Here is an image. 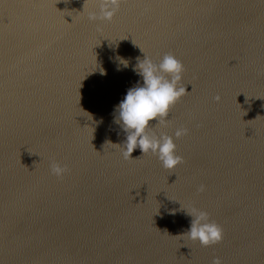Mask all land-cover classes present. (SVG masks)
Masks as SVG:
<instances>
[{"label":"water","instance_id":"95a60500","mask_svg":"<svg viewBox=\"0 0 264 264\" xmlns=\"http://www.w3.org/2000/svg\"><path fill=\"white\" fill-rule=\"evenodd\" d=\"M92 12L97 0H0V264H264V0ZM166 53L190 93L153 129L174 138V173L139 148L125 160L116 122L138 61ZM192 208L221 243L183 236Z\"/></svg>","mask_w":264,"mask_h":264},{"label":"clouds","instance_id":"9594fccd","mask_svg":"<svg viewBox=\"0 0 264 264\" xmlns=\"http://www.w3.org/2000/svg\"><path fill=\"white\" fill-rule=\"evenodd\" d=\"M126 0H97L99 12H92L88 19L92 22H111L118 13L122 3ZM99 30V28H98ZM134 43V42H133ZM142 51V49H141ZM143 52V51H142ZM183 63L173 53H166L158 62L144 55L136 66L138 75L142 77L143 84L129 89L126 96L117 106L119 123L126 133V140L122 147V156L125 160H137L151 153L156 156L162 167L171 173L183 163V157L177 154V145L173 136L161 132L157 134L153 129L157 126L167 127L170 110L180 99L190 93L182 84L184 72ZM219 102L220 97H215ZM155 121V124L151 122ZM188 134V129L179 127L174 133L175 139ZM137 148L142 156L133 159L132 153ZM52 175L60 178L68 172L66 165L52 161L49 165ZM205 186L201 185L198 191L203 192ZM193 217L190 230L183 236L201 247H211L223 241L222 227L212 220L206 211L192 208L187 212ZM212 264H222L219 257L213 259Z\"/></svg>","mask_w":264,"mask_h":264}]
</instances>
